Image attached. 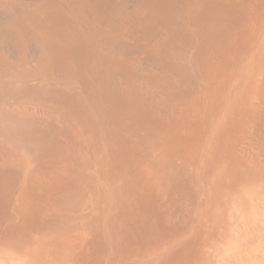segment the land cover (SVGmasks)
<instances>
[{"label":"bare ground","instance_id":"1","mask_svg":"<svg viewBox=\"0 0 264 264\" xmlns=\"http://www.w3.org/2000/svg\"><path fill=\"white\" fill-rule=\"evenodd\" d=\"M0 264H264V0H0Z\"/></svg>","mask_w":264,"mask_h":264}]
</instances>
